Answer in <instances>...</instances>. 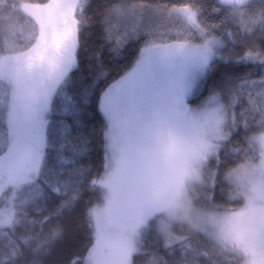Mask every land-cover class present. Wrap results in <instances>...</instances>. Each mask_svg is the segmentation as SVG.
<instances>
[{
	"label": "snow or ice",
	"instance_id": "1",
	"mask_svg": "<svg viewBox=\"0 0 264 264\" xmlns=\"http://www.w3.org/2000/svg\"><path fill=\"white\" fill-rule=\"evenodd\" d=\"M0 264H264V0H0Z\"/></svg>",
	"mask_w": 264,
	"mask_h": 264
},
{
	"label": "trees",
	"instance_id": "2",
	"mask_svg": "<svg viewBox=\"0 0 264 264\" xmlns=\"http://www.w3.org/2000/svg\"><path fill=\"white\" fill-rule=\"evenodd\" d=\"M25 2H29V3H45V2H48V0H25ZM134 2H140V3H143V2H148V0H134ZM174 3H184L186 2V0H173ZM181 23L182 22H179V21H173L172 22V26L174 27H179L181 26ZM246 69L244 68H240L238 69V71H240L241 73L243 71H245Z\"/></svg>",
	"mask_w": 264,
	"mask_h": 264
}]
</instances>
